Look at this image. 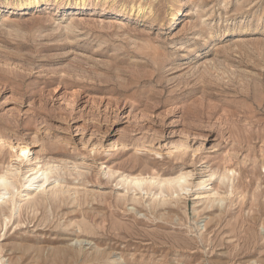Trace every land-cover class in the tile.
Masks as SVG:
<instances>
[{
	"label": "rangeland",
	"instance_id": "rangeland-1",
	"mask_svg": "<svg viewBox=\"0 0 264 264\" xmlns=\"http://www.w3.org/2000/svg\"><path fill=\"white\" fill-rule=\"evenodd\" d=\"M19 1L0 264H264V0Z\"/></svg>",
	"mask_w": 264,
	"mask_h": 264
},
{
	"label": "bare ground",
	"instance_id": "bare-ground-1",
	"mask_svg": "<svg viewBox=\"0 0 264 264\" xmlns=\"http://www.w3.org/2000/svg\"><path fill=\"white\" fill-rule=\"evenodd\" d=\"M43 1H45V0H43ZM35 2H39V1L38 0H23V1H21V3L18 4V6L19 5H28L30 3H35ZM28 151H29V148L26 145L23 148H21L20 153L22 156H25L26 152H28ZM51 170H52V168H46V169L33 168L31 170H28L22 176L23 184L24 185H26V184L32 185L34 183H40L41 184L40 188H39L40 189L39 194H40L42 191L45 190L44 185L49 180V174L51 173ZM9 179L10 178H9L7 172L0 174V205L6 204L8 202L4 196L6 195V193L11 188V183L9 182ZM130 179H131V182L133 183V185L139 187L144 178L135 176V177H131ZM164 182L168 186L167 189L169 191L171 189H174L173 185L177 186L178 188L182 187L180 183L181 182L185 183L186 178L182 175H178L177 177H174L172 179H167ZM150 186H151V184H149V187ZM76 242H78V241H76ZM79 243H83V242L81 241ZM87 244H89V243H87Z\"/></svg>",
	"mask_w": 264,
	"mask_h": 264
}]
</instances>
